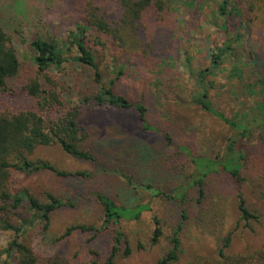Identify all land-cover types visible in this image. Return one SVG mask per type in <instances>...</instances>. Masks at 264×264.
Segmentation results:
<instances>
[{"label": "trees", "instance_id": "16d2710c", "mask_svg": "<svg viewBox=\"0 0 264 264\" xmlns=\"http://www.w3.org/2000/svg\"><path fill=\"white\" fill-rule=\"evenodd\" d=\"M35 2L39 1L0 0V232L12 234L8 241V253L15 255V264H62L60 257L35 253L19 239L37 221L43 224L44 230L49 229L53 215L71 203L66 204L52 193L47 195V202H41L28 190L15 192V176L47 172L62 179L92 178V173L62 171L49 161L30 158L39 147L52 145L60 147L71 158L90 162L97 168L109 163L106 170L114 167L116 171L131 170L135 175L151 174L153 157L147 172L139 169L124 159L131 149L121 148L118 155H112L107 151L108 147L90 142V132L81 122L83 110L90 104L97 108L135 111L145 132L162 134L148 124V105L134 103L128 97L116 93L115 80H111L108 85L102 84V74L93 48L89 45L90 37L96 35L102 46L105 44L101 39H105L119 49L124 58L135 59V62H155L166 57L175 60L177 56L172 55V50L176 45L183 49L187 42V36L180 32V26L188 21L187 11L191 9L188 6L191 2L180 0L179 8L175 6L178 0H71L68 5L77 12L81 23L65 40L58 42L44 37L33 39L31 58L24 59L14 46L12 37L13 34H20L23 27L18 31L13 20L17 18L22 25L28 21L33 12L31 5ZM239 2L241 4L229 9L228 0H225L219 8V14L225 16L229 11V16H241L243 21L264 18V0ZM153 28L161 31V38L155 39L149 34ZM215 51L211 54L214 67L225 56V51ZM230 51L231 44L226 47V52ZM189 59L186 58L184 62L179 59V62L187 67ZM70 63L91 68L93 81L99 86L96 94L84 97L74 106L67 103V92L54 74L61 73L65 65ZM115 68L119 77L122 68L118 71L117 66ZM199 75L204 79V71ZM207 96L204 90L198 102L202 109L232 128L240 139L231 136L222 153L212 158L193 156L186 147L174 145L168 134H162L167 147L174 149V160L180 163L182 156H186L194 170L177 190L156 192V197L167 201L174 208L176 225L167 233L155 215L149 249L159 250L156 264H264V247H249L237 253L232 251L237 233L254 232V224L261 223L263 217L264 101L259 104L260 112L253 115L246 113L243 121L237 122L215 110ZM255 134L259 136L260 145L251 149L249 141ZM256 149L262 152L255 153ZM214 176L218 178L217 181H229L236 190L238 217L232 229H229L230 223L226 220L225 202L228 199L207 191ZM249 180V185L255 189V195L262 203L263 211L251 207L243 193L242 189ZM96 200L101 206V226L73 225L67 228L64 237L75 231L94 232L92 239L110 233L111 238H107L108 254L101 264H120L121 258H128L134 252L133 240L126 233L124 225L140 221L143 213L151 210V206H118L103 193H97ZM24 206L33 212L32 219L18 217V211ZM190 228L214 237L213 248L208 254H199L193 249V256L185 259L188 250L192 249L188 247L187 241ZM138 243L136 247L143 249L140 239ZM91 253L98 256V252ZM94 264L99 263L95 261Z\"/></svg>", "mask_w": 264, "mask_h": 264}, {"label": "rangeland", "instance_id": "374dc122", "mask_svg": "<svg viewBox=\"0 0 264 264\" xmlns=\"http://www.w3.org/2000/svg\"><path fill=\"white\" fill-rule=\"evenodd\" d=\"M38 1L31 5V18L23 25L17 18L13 20L18 31L23 27L20 34H13L12 37L14 46L24 59L31 58L33 39L44 37L59 42L67 39L75 26L81 23L77 12L68 5L71 0ZM188 1L191 2L188 5L191 9L187 11L188 21L180 26V32L185 33L187 42L183 49L179 45L174 47L172 55L177 56L175 60L166 57L165 60L154 59L155 62H135V59L124 58L123 53L105 39H101L105 46L100 45L96 35L90 37L89 45L93 48L102 74V84L108 85L111 80H115L116 93L128 97L134 103L148 105V124L162 134H168L174 145L186 147L193 156L213 158L222 153L235 132L204 111L198 102L206 90L207 100L212 107L237 122L243 121L246 113L253 115L260 112L259 104L264 101V18L243 21L241 16H229V11L222 16L219 8L225 0ZM228 3L229 9L241 4L239 0H228ZM175 6L180 8V0L175 2ZM152 30L149 34L153 38H161L160 30ZM230 44L231 51L226 52ZM217 49L225 51V56L214 67L211 54ZM186 58H190L187 67L179 62V59L184 62ZM116 66L117 71L122 68L119 77L116 75ZM203 71L204 79L199 75ZM54 74L67 92L66 100L71 106L99 90L93 81V71L87 66L70 63L65 65L61 73ZM81 122L90 132V142L108 147L107 151L112 155H118L121 148L131 149L124 159L139 169L147 172L153 157L151 174L135 175L131 170L116 171L114 167L106 170L109 163L97 168L90 162L71 158L57 145L39 147L30 156L31 159L49 161L62 171H81L93 175L90 179H62L47 172L16 174L15 192L28 190L41 202H47V195L52 193L66 204L73 205L59 209L53 215L49 229L44 230L43 224L37 221L19 240L35 253L60 257L62 264H94L95 261L101 264L108 254L107 238H111L110 233L96 239H92L94 232L75 231L66 237L64 234L73 225L101 226V206L96 194L103 193L118 206H151V210L144 212L140 221L126 223V226L123 224L133 240L134 252L128 258H121L119 263L156 264L159 250L149 249L154 216L159 217L167 233L176 225L174 208L167 201L156 197V192L182 187L194 170L192 162L186 156H182L180 163L176 162L174 149L167 147L164 136L145 132L135 111L97 108L89 104L83 110ZM234 138L239 140L240 136L235 135ZM258 138V134H255L250 139L251 149L260 145ZM257 151L262 152L256 149L255 153ZM217 179L216 176L212 177L207 191L228 199L225 202L226 220L230 223L229 229H232L238 217L236 190L229 181ZM249 184L250 180L242 189L249 205L263 211L255 189ZM32 215L33 212L27 206L18 211L21 219H32ZM190 230L187 241L188 247L192 249L188 250L185 259L193 256V249L196 253L208 254L213 248L214 237L203 235L197 229ZM11 237L10 233L0 232V264H15V255L8 253ZM138 239L142 241L143 249L136 247ZM249 247H264V212L261 223L254 224V232L237 233L232 251L243 252ZM91 251L98 252V256Z\"/></svg>", "mask_w": 264, "mask_h": 264}]
</instances>
